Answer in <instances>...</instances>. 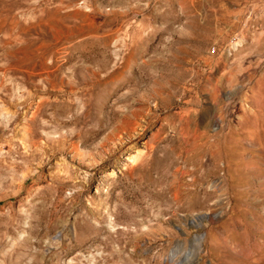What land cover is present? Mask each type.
Listing matches in <instances>:
<instances>
[{"label":"rangeland","instance_id":"rangeland-1","mask_svg":"<svg viewBox=\"0 0 264 264\" xmlns=\"http://www.w3.org/2000/svg\"><path fill=\"white\" fill-rule=\"evenodd\" d=\"M263 249L264 0H0V264Z\"/></svg>","mask_w":264,"mask_h":264},{"label":"built area","instance_id":"built-area-1","mask_svg":"<svg viewBox=\"0 0 264 264\" xmlns=\"http://www.w3.org/2000/svg\"><path fill=\"white\" fill-rule=\"evenodd\" d=\"M214 49H215V47H214V46H212V47H211V50H214Z\"/></svg>","mask_w":264,"mask_h":264},{"label":"bare ground","instance_id":"bare-ground-1","mask_svg":"<svg viewBox=\"0 0 264 264\" xmlns=\"http://www.w3.org/2000/svg\"><path fill=\"white\" fill-rule=\"evenodd\" d=\"M176 193V192H175ZM175 197H178L177 195H175ZM194 197V196H193ZM196 198V197H195ZM264 250V249H263ZM190 252V251H189ZM249 254V253H248Z\"/></svg>","mask_w":264,"mask_h":264}]
</instances>
